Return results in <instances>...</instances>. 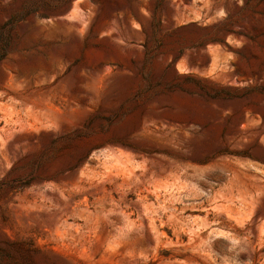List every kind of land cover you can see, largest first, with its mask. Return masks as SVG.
Returning a JSON list of instances; mask_svg holds the SVG:
<instances>
[{
  "label": "rangeland",
  "instance_id": "374dc122",
  "mask_svg": "<svg viewBox=\"0 0 264 264\" xmlns=\"http://www.w3.org/2000/svg\"><path fill=\"white\" fill-rule=\"evenodd\" d=\"M0 264H264V0H0Z\"/></svg>",
  "mask_w": 264,
  "mask_h": 264
}]
</instances>
